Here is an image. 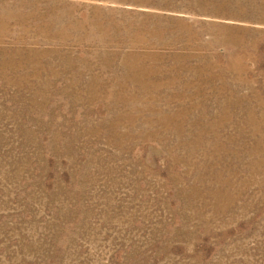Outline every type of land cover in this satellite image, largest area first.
<instances>
[{
    "label": "rangeland",
    "instance_id": "rangeland-1",
    "mask_svg": "<svg viewBox=\"0 0 264 264\" xmlns=\"http://www.w3.org/2000/svg\"><path fill=\"white\" fill-rule=\"evenodd\" d=\"M0 264H264V0H0Z\"/></svg>",
    "mask_w": 264,
    "mask_h": 264
}]
</instances>
